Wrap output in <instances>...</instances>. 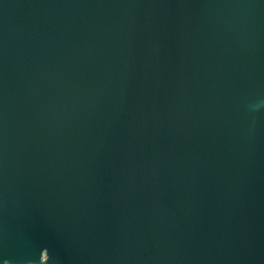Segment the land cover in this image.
<instances>
[{
    "label": "water",
    "instance_id": "95a60500",
    "mask_svg": "<svg viewBox=\"0 0 264 264\" xmlns=\"http://www.w3.org/2000/svg\"><path fill=\"white\" fill-rule=\"evenodd\" d=\"M0 264H264V0H0Z\"/></svg>",
    "mask_w": 264,
    "mask_h": 264
},
{
    "label": "clouds",
    "instance_id": "9594fccd",
    "mask_svg": "<svg viewBox=\"0 0 264 264\" xmlns=\"http://www.w3.org/2000/svg\"><path fill=\"white\" fill-rule=\"evenodd\" d=\"M258 106V105H257Z\"/></svg>",
    "mask_w": 264,
    "mask_h": 264
}]
</instances>
